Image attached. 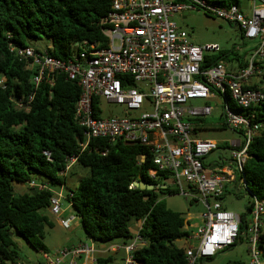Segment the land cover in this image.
<instances>
[{"label":"built area","instance_id":"obj_1","mask_svg":"<svg viewBox=\"0 0 264 264\" xmlns=\"http://www.w3.org/2000/svg\"><path fill=\"white\" fill-rule=\"evenodd\" d=\"M248 1L250 11L244 14L240 4H222L221 0H110L109 11L100 20L105 26V46L84 40L76 43L78 49L72 56L59 59L49 55L47 48L10 44V51L31 70L35 87L47 72L62 73L79 85L74 115L83 128L80 150L96 138L107 143L140 144L155 166L147 173L155 188H175L192 203L203 206L199 223L190 225L191 218H185V228H196L187 237L188 264L213 258L219 250L239 241L243 233L250 264H264L259 248L264 200L250 196V223L243 231L241 216L224 209L221 203L225 185L236 180V172L238 183L246 188L243 168L248 146L261 128L254 109L264 101V86L249 85L248 79L264 75V0ZM198 9L237 26L243 37L257 40L245 66L229 71L220 58L212 61L220 47L192 43L188 33L172 20L181 11ZM32 99L31 93L13 102L16 108L28 110ZM195 100L204 103L192 105ZM146 104L150 111L143 110ZM217 104L224 124L239 132L241 138L231 141L228 160L219 158L208 166L205 158L220 144L193 138L192 134L195 121L211 115ZM112 105L122 107L127 116L114 115ZM233 107L242 111L235 112ZM43 154L51 160L50 152L44 150ZM76 161L77 155L68 156L60 173L65 174ZM226 161L231 166L225 165ZM26 186L50 190L48 210L61 226L71 227L76 220L74 212L61 216L72 209L63 187L51 188L38 180H30ZM142 245L144 240L136 232L120 246L124 257L117 264H140L133 255ZM96 252L92 242H79L55 252L40 250L38 264H77L80 259L96 264ZM8 264L24 262L17 259Z\"/></svg>","mask_w":264,"mask_h":264},{"label":"trees","instance_id":"obj_2","mask_svg":"<svg viewBox=\"0 0 264 264\" xmlns=\"http://www.w3.org/2000/svg\"><path fill=\"white\" fill-rule=\"evenodd\" d=\"M221 3L240 4V0ZM109 8L110 0H0V264L21 258L14 235L36 252L48 251L41 238L45 227L53 226L46 212L52 193L27 186L15 191V183L26 185L30 180L63 187L84 233L95 245L109 246L117 238L127 243L138 227L144 245L133 257L140 264H188L185 247L176 242L187 239L193 228H185L184 215L166 207L161 199V194L178 191L169 186L141 190L132 185L138 177L156 184L147 175L155 166L146 148L96 138L80 150L83 128L74 115L81 92L77 82L62 73L47 72L35 87L31 70L10 51V44L25 46L27 40L41 38L50 44L48 54L59 59L72 56L78 49L76 43L84 40L105 46V26L100 20ZM31 93L29 109L16 108L13 99ZM254 110L261 128L248 146L243 174L254 195L264 200V101ZM44 150L50 152L51 160ZM72 155H77L74 164L87 168L88 173L74 189L65 190L66 173L60 172ZM249 209L248 204L246 212ZM240 216L243 231L246 222ZM259 248L264 256L263 233ZM101 253L94 254L96 264H112L117 259L109 250Z\"/></svg>","mask_w":264,"mask_h":264},{"label":"rangeland","instance_id":"obj_3","mask_svg":"<svg viewBox=\"0 0 264 264\" xmlns=\"http://www.w3.org/2000/svg\"><path fill=\"white\" fill-rule=\"evenodd\" d=\"M240 6L244 14L250 11L248 0H240ZM172 20L178 27L184 29L188 33L189 40L192 43L199 46L209 43L217 44L221 52L216 53V56H221V60L225 63L227 69L234 60L241 61L247 58L257 46V40L243 37L237 26L213 15L206 14L200 9L181 11L175 14ZM26 45L38 50H43L50 44L47 39L41 38L38 40H27ZM211 55L214 56L215 54ZM248 84L261 86L262 75H252L248 79ZM262 86H264V84ZM203 103L204 101L202 100L191 101V104L195 106L203 105ZM104 107L107 108V105L104 104ZM110 109L116 116H127L123 113L122 107L120 106L112 105ZM143 110L150 111L151 106L146 104ZM233 110L238 113L242 111L236 107H233ZM129 115H134V112H130ZM195 124H197L199 128L194 130L192 134L193 138L211 139L220 144L218 149L211 152L205 158V163L209 166L214 161H219V158L228 160L231 141L240 138V135L224 124L223 118L220 115V106L218 104L214 106L211 115L195 121ZM225 165L231 166L229 161H226ZM87 173L88 169L79 164L71 166L65 175V190L74 189L79 179L87 175ZM235 174L236 180L225 185L221 203L224 209L242 215L246 224H248L250 223V214L246 212L245 206L250 203V197L246 193L251 191L252 187L249 186L250 190H247L242 184L240 185L238 183V173L236 172ZM183 185H185V183H183ZM25 188H27L25 184H14L16 192H20ZM161 199L164 200L166 207L181 213L185 218L189 216L191 218L190 225L200 222L198 216L201 211H203V206L201 204L192 203L187 197L180 193L174 195L161 194ZM46 212L53 222V226L45 227L44 237L41 238V240L49 252H55L62 247L73 245L78 242L91 243L84 233L78 218L75 220V225L71 229H68L59 224L57 216L50 213L49 210ZM68 213H73V210L68 209L67 212L62 213L61 216L65 217ZM260 223L261 233H264V215L260 217ZM190 228L192 229V226ZM195 229L196 228L192 230L195 231ZM13 238L19 247V255L24 261L35 259L36 256H38L37 252L19 235H14ZM112 244L121 246L124 242L122 239L117 238ZM176 244L185 247L189 245L190 242L187 239H180ZM99 245H103L101 247L104 250L108 247L106 244ZM94 246L96 248L95 244ZM119 249L120 248H118V250ZM250 260L251 256L248 251V243L245 238V233H243L241 241L235 243L233 246L219 250L212 259L207 261L204 260L203 264H250ZM196 264H202V262L198 261Z\"/></svg>","mask_w":264,"mask_h":264},{"label":"crops","instance_id":"obj_4","mask_svg":"<svg viewBox=\"0 0 264 264\" xmlns=\"http://www.w3.org/2000/svg\"><path fill=\"white\" fill-rule=\"evenodd\" d=\"M246 59L247 58H244L241 61L234 60V62H232V64L230 65V67L227 70H229V71H235L238 68L243 67L242 65L246 62ZM232 131H234V130H232ZM234 132H236L237 134H239V132H237V131H234ZM240 138H241V136H240ZM240 138L233 139V140H238ZM247 213H249V210L247 211ZM74 225H75V221L72 223V225H71V227L69 229H71ZM137 229H138V227H136L135 233L137 232ZM237 242H239V241H237ZM78 243H76V244H78ZM76 244H73V245H76ZM67 246H71V245H67ZM101 246H103V245H96L97 253H99V252L101 253V252H104L105 251L104 249H102ZM118 248H120V245H116V244L109 245L106 248V250H109L110 254L115 255L116 258H117L116 261L113 262L112 264L120 263L122 261L123 257H124L123 250H121V249L118 250ZM37 254H38V256H36L35 259H31L29 261H24V259H22V258H20V259L24 262V264H38V261H39V252H37ZM101 254H103V253H101ZM77 264H91V262H90V259H80Z\"/></svg>","mask_w":264,"mask_h":264},{"label":"water","instance_id":"obj_5","mask_svg":"<svg viewBox=\"0 0 264 264\" xmlns=\"http://www.w3.org/2000/svg\"><path fill=\"white\" fill-rule=\"evenodd\" d=\"M244 185L246 186L247 190H250L249 185L251 184L247 180H243ZM132 185L135 187H138L141 190L147 189V190H152L155 188L156 184L153 183H147L146 181L142 180L141 177H138L136 180L132 182ZM249 197L252 196L254 193L252 191H249L246 193Z\"/></svg>","mask_w":264,"mask_h":264}]
</instances>
